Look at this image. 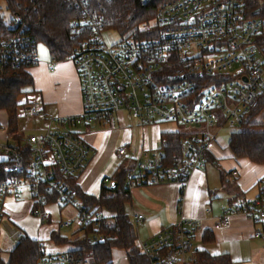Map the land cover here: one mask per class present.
I'll return each instance as SVG.
<instances>
[{"label":"built area","instance_id":"1","mask_svg":"<svg viewBox=\"0 0 264 264\" xmlns=\"http://www.w3.org/2000/svg\"><path fill=\"white\" fill-rule=\"evenodd\" d=\"M159 1L138 35H119L117 42L106 38L113 30L102 11L83 1L84 9L71 24L76 46L68 58L81 83V113L48 118V128L29 135L26 146L3 147L9 165L0 179V216L8 197L19 200L28 190L33 215L42 221L52 199L77 207L83 227L106 222L104 209L78 202L77 180L92 149L76 129L111 127L120 112L141 125L178 127L164 134L153 151L134 154L126 189L174 183L181 198L193 172L210 162L222 130L237 132L255 124L253 110L264 95V0ZM11 24L13 33L0 38V83L20 68L39 64L38 43L19 18ZM58 64L50 60L49 70L54 72ZM21 109L30 117H46L38 100L25 99ZM128 152L122 146L117 154L125 157ZM110 182L105 178L103 186ZM258 189L251 202L225 209L219 223L226 226L231 215L241 213L264 224V178ZM201 230V220L182 217L137 247L151 264H199L192 241ZM42 250L37 264H89L71 254Z\"/></svg>","mask_w":264,"mask_h":264},{"label":"crops","instance_id":"2","mask_svg":"<svg viewBox=\"0 0 264 264\" xmlns=\"http://www.w3.org/2000/svg\"><path fill=\"white\" fill-rule=\"evenodd\" d=\"M50 60L49 56V60L39 62L31 70L34 78L32 96L44 104L46 117H30L19 109L20 118L16 132H10L8 118L6 128H2L0 124V129L4 132L0 137V179L5 177V168L9 165L3 147L26 146L27 137L36 134L25 135L20 131V120L23 117L40 120L47 129L48 118L81 113V83L74 63L67 59L60 62L55 71L51 72L48 66ZM164 125L167 124L141 125L128 113L120 112L110 128L99 126L77 128L76 130L83 135L92 149L88 163L77 180L80 190L78 202L87 205L83 200L84 196L99 198L105 178L111 180L108 184L111 186L115 182L113 178L120 166L126 165L127 169L133 166L132 158L135 153L153 151L164 134L176 131L175 127L164 130ZM119 136L114 149L110 150L113 138ZM217 145H219V140L212 147L210 162L206 168L196 170L191 175L182 198L180 186L174 183L130 190L127 213L137 230L136 244L150 243L156 234L185 217L202 221V230L192 241L193 252L207 253L211 257H228L230 264H264V224L255 223L241 213L231 215L230 222L226 226L219 223L225 209H234L258 197V184L264 178V165H257L245 159H236L228 146L230 158H224L226 156L216 152ZM122 146H126L129 150L125 157L117 154ZM33 208L28 190L24 191L19 200L12 197L5 200L0 216V234L3 229L13 239L18 238L16 243H13L11 237L8 238V236L3 241L2 245L5 248H0V256L5 263H8L11 251L23 236L40 243L41 240H51L59 248L67 247L65 252H47L43 247L48 254H69L77 248L75 242L83 236L82 229L84 228L80 225L77 207L61 206L51 199L45 209V221L33 215ZM61 208H72L73 210L69 212L74 211L76 218L73 217L75 215H71L70 222H62L60 229L77 225L81 235L73 236L78 229L73 230L68 236L64 235L55 224L52 226L50 224L45 228L46 231H41L48 222V218L51 219L52 215L62 212ZM106 213L110 218L111 215L107 211ZM134 216H142V219L136 221ZM258 231H261L263 235L258 236ZM41 232L42 238L40 237ZM54 235L58 236L59 240H54ZM113 262L114 264H129L125 251L113 250Z\"/></svg>","mask_w":264,"mask_h":264},{"label":"trees","instance_id":"3","mask_svg":"<svg viewBox=\"0 0 264 264\" xmlns=\"http://www.w3.org/2000/svg\"><path fill=\"white\" fill-rule=\"evenodd\" d=\"M13 19L19 18L25 33L38 45H44L51 60L59 63L70 58L76 41L72 39L71 24L84 9L89 7L102 11L107 27L119 35H138L139 29L155 15L159 0H4ZM12 20L6 23L0 16V38L14 31ZM33 68L18 69L0 83V110L7 113L11 133L18 129L19 109L22 97L33 92ZM32 90H31V89ZM29 89V91H27ZM264 115V95L258 96L253 116ZM264 120V118H263ZM174 140V138H173ZM228 148L238 160H248L264 165V131H238L231 134ZM126 165L118 168L113 180L117 187L103 186L99 198L84 196L88 206L104 209L111 215L98 227L86 226L83 236L75 243L77 248L69 254L89 264H114L113 250L125 251L129 264H151L150 259L140 253L136 241L137 230L132 223L127 206L130 191L125 187ZM111 222V223H110ZM59 240L58 236H53ZM43 246L36 240L23 236L11 251L8 263L0 256V264H37ZM44 249V248H43ZM199 264H230L228 257H211L197 252Z\"/></svg>","mask_w":264,"mask_h":264},{"label":"rangeland","instance_id":"4","mask_svg":"<svg viewBox=\"0 0 264 264\" xmlns=\"http://www.w3.org/2000/svg\"><path fill=\"white\" fill-rule=\"evenodd\" d=\"M0 16L2 17V19L6 23H10L11 20L13 19V15L8 10L7 4H6V2L4 0H0ZM106 38H107L108 42H117V41H119L120 36H119L118 33L113 31V32H110V33H106ZM38 53H39V62H41L43 60H49V53H48L47 48L44 45H42V44L38 45ZM27 91H29V89ZM32 94H33V92L28 95V98L22 97L20 99V102H24L25 99L35 100V98H34V96H32ZM20 110H21V108H20ZM7 118L8 117H7L6 113L3 110H0V124L2 125V128H6V126H7ZM263 118H264L263 114L257 116L253 120L255 124L250 126V127H244L243 130L244 131H264ZM165 124H167V123H165ZM174 127L175 126H173V125L167 124V125L163 126V129L164 130H168L169 128H174ZM101 128H110V127H104L103 126ZM176 128L178 129L177 126H176ZM19 129H20V131L24 132L25 135H27V134L29 135V134H32V133H38V132L46 129V125H44L43 122L40 121V120L27 119L26 116H25V117L22 118V120H20V128ZM181 129H182V127H181ZM236 130H238V129H236ZM236 130H232L231 127H225L224 130L222 131L220 137H219V145H217L218 147H216V152L220 153L222 156H226L224 158H227V159L230 158V151L228 150L227 146H228V143L230 141L232 132H234ZM182 131L183 132H187L185 129H183ZM3 134H4V132L0 129V137ZM119 138H120V136L116 137V138H113L112 147L110 146V150L114 149V145L116 144L117 141H119ZM61 209H62L61 213H57L56 215H52L51 219L48 218V222L44 225V227L41 230L42 232L46 231L47 229H45V228H47L50 224H51V226L54 225V224L58 225V227L60 229V224L62 222L69 221V219L73 215H75L73 217L76 218V213H74V211L69 212V210H73L72 208H61ZM73 224H75V222H73ZM75 229H78V230H77V233H75V234L73 233V236L81 235V234H79L81 232H80V229H79V227L77 225H73V227L67 228V229L66 228H61L60 230H61L62 234L68 236ZM42 232L40 233V237L41 238H42V235H43ZM7 236H8V238L11 237L13 243H16L17 240H18L17 237H15L13 239V237L9 233L4 232L3 229H2L1 230V234H0V248H2V249L5 248L2 244H3V241L6 240ZM43 237H45V236H43ZM41 245L45 248V250L47 252H55V251H57V252H65L64 250H66V248H67V247L59 248L51 240H41ZM121 264H123V263H121Z\"/></svg>","mask_w":264,"mask_h":264},{"label":"water","instance_id":"5","mask_svg":"<svg viewBox=\"0 0 264 264\" xmlns=\"http://www.w3.org/2000/svg\"><path fill=\"white\" fill-rule=\"evenodd\" d=\"M116 187H117V183L114 182V183L111 185V188H112V189H115Z\"/></svg>","mask_w":264,"mask_h":264}]
</instances>
